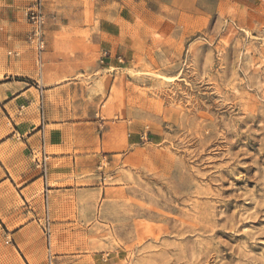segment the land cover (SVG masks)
Here are the masks:
<instances>
[{"label": "rangeland", "instance_id": "374dc122", "mask_svg": "<svg viewBox=\"0 0 264 264\" xmlns=\"http://www.w3.org/2000/svg\"><path fill=\"white\" fill-rule=\"evenodd\" d=\"M32 1L0 0V68L38 76L44 52L48 82L72 84L68 109L93 99L124 127L114 156L100 154L102 184L51 203L54 250L101 264H264V0H155L136 14L44 0L43 52L26 42Z\"/></svg>", "mask_w": 264, "mask_h": 264}, {"label": "crops", "instance_id": "0c3cea01", "mask_svg": "<svg viewBox=\"0 0 264 264\" xmlns=\"http://www.w3.org/2000/svg\"><path fill=\"white\" fill-rule=\"evenodd\" d=\"M111 1L136 14L134 8L155 0ZM114 48L113 43L106 48L111 58ZM43 55L37 56L38 76L18 73L13 64L7 65L12 73L0 68V264H101L94 254L54 250L60 239L53 245L52 228L61 224L51 222L50 205L61 195L84 189L78 185L102 184L100 157L120 149L115 143L124 127L104 121L93 99L82 109H68L73 100L66 89L72 84L48 82Z\"/></svg>", "mask_w": 264, "mask_h": 264}, {"label": "built area", "instance_id": "2783aa9c", "mask_svg": "<svg viewBox=\"0 0 264 264\" xmlns=\"http://www.w3.org/2000/svg\"><path fill=\"white\" fill-rule=\"evenodd\" d=\"M26 16L30 25V30L26 36V42L38 52H43L46 48L44 0H33L29 3L26 8ZM104 57H109L107 52L102 56V63H104ZM118 61L122 62V58L118 57ZM41 167L43 173L46 174L45 161L41 162ZM47 232H49V230H47Z\"/></svg>", "mask_w": 264, "mask_h": 264}]
</instances>
